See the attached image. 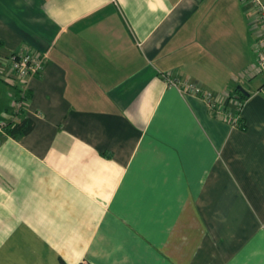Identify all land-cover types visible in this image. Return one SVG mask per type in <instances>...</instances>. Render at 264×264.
<instances>
[{"label": "crops", "instance_id": "0c3cea01", "mask_svg": "<svg viewBox=\"0 0 264 264\" xmlns=\"http://www.w3.org/2000/svg\"><path fill=\"white\" fill-rule=\"evenodd\" d=\"M248 1L0 0V123L10 56L48 54L0 136V264H264Z\"/></svg>", "mask_w": 264, "mask_h": 264}, {"label": "built area", "instance_id": "2783aa9c", "mask_svg": "<svg viewBox=\"0 0 264 264\" xmlns=\"http://www.w3.org/2000/svg\"><path fill=\"white\" fill-rule=\"evenodd\" d=\"M248 13L253 20L256 32L255 50L257 54L258 72L264 75V0H249ZM48 54L35 52L31 49H21L9 58V70L17 80L18 91L13 100L11 119L0 123V136L7 135L10 124L18 122L28 107L30 94V81L42 74ZM184 94H193L204 98L211 108L216 106L215 96L205 90L200 84L193 81H171ZM264 94V85L260 89ZM238 120V118L236 119Z\"/></svg>", "mask_w": 264, "mask_h": 264}, {"label": "trees", "instance_id": "16d2710c", "mask_svg": "<svg viewBox=\"0 0 264 264\" xmlns=\"http://www.w3.org/2000/svg\"><path fill=\"white\" fill-rule=\"evenodd\" d=\"M23 117L24 116H22V118L18 122L10 124V126L7 129V132L10 135L14 136V135H16L17 133H20V132L26 133V132H28L31 129L32 123L27 118L23 119ZM241 126H242V124H241ZM61 264H67V263L62 261ZM79 264H84V263H79Z\"/></svg>", "mask_w": 264, "mask_h": 264}, {"label": "rangeland", "instance_id": "374dc122", "mask_svg": "<svg viewBox=\"0 0 264 264\" xmlns=\"http://www.w3.org/2000/svg\"><path fill=\"white\" fill-rule=\"evenodd\" d=\"M260 75H257L252 79L251 87L254 89H257L261 84L264 82V75L259 73ZM262 88V87H261Z\"/></svg>", "mask_w": 264, "mask_h": 264}, {"label": "water", "instance_id": "95a60500", "mask_svg": "<svg viewBox=\"0 0 264 264\" xmlns=\"http://www.w3.org/2000/svg\"><path fill=\"white\" fill-rule=\"evenodd\" d=\"M241 91H242V89H241Z\"/></svg>", "mask_w": 264, "mask_h": 264}]
</instances>
